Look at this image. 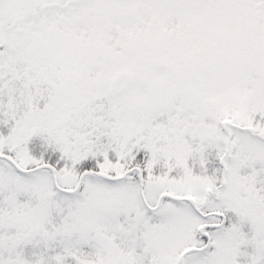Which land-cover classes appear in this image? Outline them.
I'll return each mask as SVG.
<instances>
[{
    "label": "snow or ice",
    "instance_id": "1",
    "mask_svg": "<svg viewBox=\"0 0 264 264\" xmlns=\"http://www.w3.org/2000/svg\"><path fill=\"white\" fill-rule=\"evenodd\" d=\"M0 264H264V0H0Z\"/></svg>",
    "mask_w": 264,
    "mask_h": 264
}]
</instances>
